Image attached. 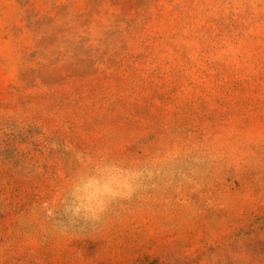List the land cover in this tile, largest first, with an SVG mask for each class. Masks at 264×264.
<instances>
[{"label":"rangeland","instance_id":"1","mask_svg":"<svg viewBox=\"0 0 264 264\" xmlns=\"http://www.w3.org/2000/svg\"><path fill=\"white\" fill-rule=\"evenodd\" d=\"M0 264H264V0H0Z\"/></svg>","mask_w":264,"mask_h":264}]
</instances>
